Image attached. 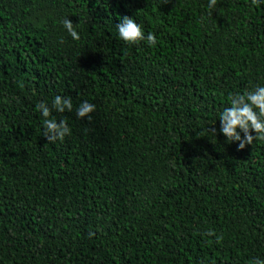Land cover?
<instances>
[{
  "label": "trees",
  "instance_id": "1",
  "mask_svg": "<svg viewBox=\"0 0 264 264\" xmlns=\"http://www.w3.org/2000/svg\"><path fill=\"white\" fill-rule=\"evenodd\" d=\"M207 5L0 0V264L264 259V141L238 149L217 120L264 84V2ZM125 15L156 43L118 39ZM56 94L73 111L52 143L36 105Z\"/></svg>",
  "mask_w": 264,
  "mask_h": 264
},
{
  "label": "clouds",
  "instance_id": "2",
  "mask_svg": "<svg viewBox=\"0 0 264 264\" xmlns=\"http://www.w3.org/2000/svg\"><path fill=\"white\" fill-rule=\"evenodd\" d=\"M264 2V0H262ZM255 4L256 0H252ZM217 0H208V9L216 6ZM62 27L72 40H79L80 34L74 27V23L68 18L61 20ZM118 39L127 44H137L145 41L148 45L156 43V35L148 32L145 35L142 24L130 16H123L120 23L116 25ZM18 86L22 89L23 82H18ZM95 104L87 100L81 101L75 108L77 118L91 119L89 115L95 110ZM41 117L42 135L48 142L55 143L63 141V139L71 134V128L68 121L60 118L59 121L53 112L65 113L73 111V101L71 97L56 94L51 99V104L40 102L36 105ZM219 121V133L222 134L229 142H238L237 148L244 149L246 145H252L254 141H264V84H256L252 88L243 92L230 93L228 103L217 113ZM211 131L216 135L217 129L212 128ZM208 236L215 235L211 230L205 233ZM216 241L219 243L221 237L215 235ZM250 264H264V259L255 257Z\"/></svg>",
  "mask_w": 264,
  "mask_h": 264
}]
</instances>
